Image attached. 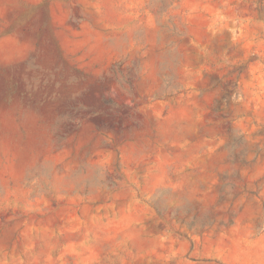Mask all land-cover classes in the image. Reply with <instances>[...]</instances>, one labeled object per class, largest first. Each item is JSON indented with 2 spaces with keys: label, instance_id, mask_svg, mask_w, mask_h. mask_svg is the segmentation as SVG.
<instances>
[{
  "label": "rangeland",
  "instance_id": "rangeland-1",
  "mask_svg": "<svg viewBox=\"0 0 264 264\" xmlns=\"http://www.w3.org/2000/svg\"><path fill=\"white\" fill-rule=\"evenodd\" d=\"M0 0V264H264V0Z\"/></svg>",
  "mask_w": 264,
  "mask_h": 264
},
{
  "label": "crops",
  "instance_id": "crops-1",
  "mask_svg": "<svg viewBox=\"0 0 264 264\" xmlns=\"http://www.w3.org/2000/svg\"><path fill=\"white\" fill-rule=\"evenodd\" d=\"M43 0H36L34 3H42Z\"/></svg>",
  "mask_w": 264,
  "mask_h": 264
}]
</instances>
